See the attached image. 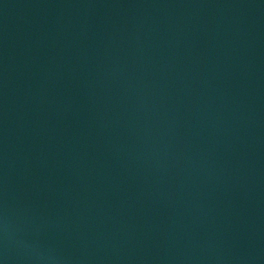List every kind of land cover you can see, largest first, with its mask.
Wrapping results in <instances>:
<instances>
[{
  "label": "water",
  "instance_id": "obj_1",
  "mask_svg": "<svg viewBox=\"0 0 264 264\" xmlns=\"http://www.w3.org/2000/svg\"><path fill=\"white\" fill-rule=\"evenodd\" d=\"M0 264H264V0H0Z\"/></svg>",
  "mask_w": 264,
  "mask_h": 264
}]
</instances>
